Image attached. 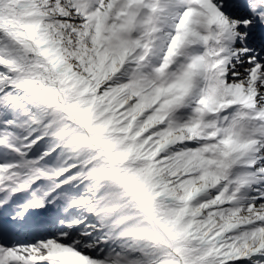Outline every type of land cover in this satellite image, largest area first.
<instances>
[{
	"label": "snow or ice",
	"instance_id": "1",
	"mask_svg": "<svg viewBox=\"0 0 264 264\" xmlns=\"http://www.w3.org/2000/svg\"><path fill=\"white\" fill-rule=\"evenodd\" d=\"M0 264H264V0H0Z\"/></svg>",
	"mask_w": 264,
	"mask_h": 264
}]
</instances>
